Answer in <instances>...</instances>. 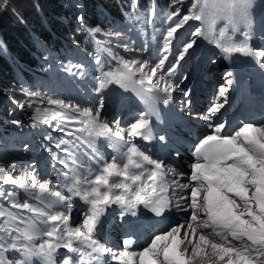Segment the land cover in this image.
<instances>
[{
  "label": "snow or ice",
  "instance_id": "snow-or-ice-1",
  "mask_svg": "<svg viewBox=\"0 0 264 264\" xmlns=\"http://www.w3.org/2000/svg\"><path fill=\"white\" fill-rule=\"evenodd\" d=\"M183 3L184 0H171L174 10L163 13L162 22L167 27L161 34L162 45L154 54L155 66L152 58L128 59L111 49H102L106 58L97 55L95 59L100 75L94 77V90L100 94L109 84L125 90L129 85L136 86L133 90L149 104L148 112L121 127L119 120L110 126L101 119L103 100L95 107H81L71 100L49 98L47 104L54 108L36 110L32 127L52 126L56 120L54 130L63 133L55 147L64 145L65 157L53 155L52 159L66 171L57 169L54 184L51 180L42 181L34 169L13 177L0 162V198L7 199L12 209L31 214L12 212L0 204V264H34L36 260L40 264H57L56 255L61 248L75 254L63 258L61 264H264V126L243 123L229 132L224 123L209 125L212 131L203 134L194 145L187 183L181 182L183 173L132 143L135 138L153 139L149 116L156 114V102L171 100L179 88L175 77L178 69L192 58L198 46L196 38L207 39L210 34L225 59L238 53L255 58L264 68V49L251 45V34L245 32L243 39L236 40L228 31L231 29L234 34L240 24L251 26L252 0H192L186 14L175 7ZM7 5L8 0H0V10ZM159 15L151 9L146 23L152 24L153 17ZM144 16L138 0H132L129 23ZM78 19L83 22V17ZM221 20L226 23L217 32L216 24ZM191 21L200 22L202 27L177 43L180 30L186 25L191 27ZM84 31L95 37L102 28L85 27ZM114 35L119 38L121 33ZM124 50L132 51L128 47ZM110 61H115V70H105ZM83 67L70 62L64 70L71 75L78 70L80 76H85ZM232 76L231 71L225 73L226 83L218 90V102L202 119L210 120L228 103ZM101 137L116 153L110 159L105 158L103 145L97 146ZM169 174L175 178L169 180ZM4 185L15 186L19 192L6 190ZM21 192L23 202L17 199ZM77 197L82 204L74 205ZM113 205L120 208L121 220L130 225L133 222L125 218L137 217L145 210L164 219L172 212L191 210V214L184 223L170 225L155 234L141 250L133 249L137 239L129 234L123 239L124 250L117 253L115 245L108 246L110 241L102 242L104 218ZM74 207L84 217L75 227Z\"/></svg>",
  "mask_w": 264,
  "mask_h": 264
},
{
  "label": "trees",
  "instance_id": "trees-1",
  "mask_svg": "<svg viewBox=\"0 0 264 264\" xmlns=\"http://www.w3.org/2000/svg\"><path fill=\"white\" fill-rule=\"evenodd\" d=\"M85 7L84 18L87 21L93 20V13L99 2L107 10L109 9L112 12H117V5L115 0H82ZM46 9L43 11V18L45 22L58 34L68 35L73 34L72 27H70V18L69 11L66 9V4H69L68 0H44ZM80 4V3H79ZM66 20L68 16V21L63 23L59 22L52 16ZM27 25L32 29L34 33H37V36H40L41 39L47 37L46 31L39 25V23L32 19H27ZM14 28L23 36L26 34L22 31L21 27L14 25ZM1 36L3 40V45L6 50L10 53L15 61L25 62L27 60V53L20 42L7 30L1 31ZM14 73L9 69L8 65L4 62L3 58L0 56V88L3 89L13 101L24 100L25 96L17 91L16 81L14 78ZM28 112H31V106L26 108ZM2 116L7 117L6 109L0 110ZM13 114V110L12 113Z\"/></svg>",
  "mask_w": 264,
  "mask_h": 264
},
{
  "label": "rangeland",
  "instance_id": "rangeland-1",
  "mask_svg": "<svg viewBox=\"0 0 264 264\" xmlns=\"http://www.w3.org/2000/svg\"><path fill=\"white\" fill-rule=\"evenodd\" d=\"M77 3L74 8H78V4L80 1L75 2ZM46 9L47 12V7L44 3V0H8V5L7 8L4 10H0V53L5 49L3 45V40L1 36V31H9L14 35V37H17L18 39L21 38H26V35L23 36L21 35L15 28L14 25H18L21 27L22 31L26 34L29 33L31 30H29L28 25H27V19L32 18L36 20L38 23H40V19L43 17V11ZM0 96L4 97L6 100H11L9 95L5 93L3 90H0ZM30 101L38 104H42L43 102L38 100L37 98L30 97ZM10 102V101H8ZM25 101L21 102H13L16 108H21L20 109V114H22L24 117L28 118L26 115L23 107L21 105L24 104ZM15 175L13 177L20 176Z\"/></svg>",
  "mask_w": 264,
  "mask_h": 264
},
{
  "label": "bare ground",
  "instance_id": "bare-ground-1",
  "mask_svg": "<svg viewBox=\"0 0 264 264\" xmlns=\"http://www.w3.org/2000/svg\"><path fill=\"white\" fill-rule=\"evenodd\" d=\"M19 175V174H18Z\"/></svg>",
  "mask_w": 264,
  "mask_h": 264
}]
</instances>
